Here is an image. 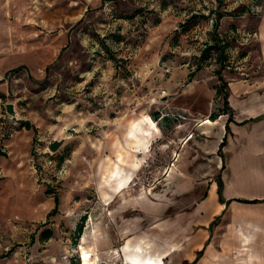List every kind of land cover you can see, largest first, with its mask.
I'll list each match as a JSON object with an SVG mask.
<instances>
[{"label": "crops", "instance_id": "crops-1", "mask_svg": "<svg viewBox=\"0 0 264 264\" xmlns=\"http://www.w3.org/2000/svg\"><path fill=\"white\" fill-rule=\"evenodd\" d=\"M94 1L103 7L102 11L107 17L111 10H115L120 17L131 16L138 10L150 19L146 27L139 16L127 21L129 26L133 25L138 30L140 36L134 38V34L129 32L125 38L128 44H125L122 52L113 55L115 59H124V69L132 74L131 78L137 83L134 91L142 94L134 102L145 107L140 112L128 113L113 120L106 117L105 121L97 118L99 111L89 112L95 107L98 100L95 98L104 96L110 103L112 87L117 84L124 87L130 81L127 78L118 82L113 78L119 69L115 68L111 60L97 63V68H101V78L98 76L99 82L96 84L94 80L90 82L95 69L82 73L72 70L75 74L68 83L57 71L51 73L48 68L52 61L46 57H54L62 49H65L64 52L72 49L77 42L76 35L61 31L53 37L42 38L38 45L25 48L24 58L14 63L1 58L16 48L9 47L7 52L1 50L0 44V99L4 100L5 105L12 104L16 114L14 120L8 119L6 125H9L10 130L3 137L0 125V151L3 150V153L5 150L8 156L0 155V208L7 202V194L15 195L24 189L30 193L33 178L37 181L41 179L39 176H46V173L37 175L33 169V160L37 161L30 155L33 154L31 148L34 136L38 143L47 141L48 147L53 141L64 138L70 129L75 134L80 133L86 141L76 144L80 136H70L72 142H63L60 148H72L66 161L70 165L66 167V173L63 171V176L65 178L69 174L67 179H72L77 174L84 178L83 170L87 169L81 159H87L88 156L94 158L95 164L90 177L85 180V186L93 190L95 198L88 202L85 212L78 207L86 201L75 202L73 215L76 213L78 217L85 215L87 218L77 247L65 240L62 246L51 248V239L39 241V235L34 240L36 245L41 242L46 249L43 251L46 256L42 258L46 264L54 263L47 254H53L55 249L70 254L65 262L56 258V264H81L80 246L89 254L91 264H164L166 259H170L171 264H264V77L246 84L227 82L231 122L228 123V116H220L213 122L204 119L200 125L199 130L205 128L212 131L206 143L199 148L216 150L212 158L214 171L222 184V202L218 199L217 182L214 179L206 182L205 195L199 198L197 194L204 182L196 183L197 192L192 195L191 176L183 171L187 167V156H190L186 148H192V136L188 135L179 147L181 151L174 153L173 163L167 167L161 183L145 190L132 189L130 185L136 180L149 148H159L156 142L161 132L148 110H156L157 100H165L160 93L164 95L174 91L187 77L188 58L193 49L184 44V40L197 29L181 35L179 26L190 13L175 11L172 7L161 11V0H150L152 4L148 6L146 2L135 0ZM173 1L175 6L179 4L178 7H184L186 3V0ZM105 19L100 28H95V24L87 20L98 34L94 40L82 38L83 44L88 43L84 52L91 57L95 50L90 46L96 47L95 42L99 43L103 53L107 50L105 46L119 43L118 39L115 42L111 36L112 25H105L109 19ZM235 21L236 18H222L219 33L228 35L229 26L234 25ZM129 26H120L123 31L119 34L129 31ZM198 31L195 37L198 36L199 41L204 40L205 31ZM256 36L264 70V19L258 26ZM200 72L191 84L195 81V85L208 92V86L199 80ZM89 83L94 86L87 95L90 98L86 103L88 109L84 113L79 112L75 104L80 95L75 93H80ZM60 97L70 101H61ZM184 99H187L185 102L193 103L192 96H185ZM40 100L48 101L50 110ZM175 101L172 97L166 101V105L175 104ZM206 101L208 99L205 97ZM3 111L4 108L0 109V123ZM25 124L28 128L23 127ZM186 126L184 123L180 127L185 129ZM92 127L99 128L95 133L96 138L89 135ZM90 138L94 140V145L92 141L86 144ZM223 139L225 144L221 159L217 156V150ZM98 142L100 146L96 145ZM171 142L160 148H178ZM92 147L103 148L102 159L96 151H88V156L82 155L80 148ZM229 150L233 151L231 155ZM34 152L42 155L38 150ZM59 155L51 154V158L55 160ZM40 182L47 185L46 179ZM161 185L165 187L160 189ZM74 191L71 185L69 191H63L56 198L57 212L61 204L72 200ZM54 208V197H48L44 198L35 212L47 218ZM213 222H216V226L211 225ZM213 227L216 235L211 240ZM23 260L24 264H29L30 259L23 257ZM6 264L20 263L9 261Z\"/></svg>", "mask_w": 264, "mask_h": 264}, {"label": "rangeland", "instance_id": "rangeland-1", "mask_svg": "<svg viewBox=\"0 0 264 264\" xmlns=\"http://www.w3.org/2000/svg\"><path fill=\"white\" fill-rule=\"evenodd\" d=\"M106 1L109 0H105V2ZM140 1L146 2L147 6L152 4L150 0H135V2ZM173 2L175 3V1ZM173 2L169 7H172L175 11L179 10L185 13H189L198 8V10H204L202 12L203 15L206 14L207 11H210V13L214 12L216 15L223 14L226 16L236 11L238 14L237 16L227 17L236 18V21L234 25H232L234 30H228V36L231 39V50L227 53V59L223 63L224 69L221 75L226 82L239 84L251 83L258 78L264 77L259 40L256 36L258 26L264 19V0H186L184 7H178L179 4L175 6ZM253 4L258 6V8L250 12L249 7L251 5L253 6ZM102 10L103 7L98 5L94 0H0L1 50L9 52V47L16 48V50L9 52V54L6 53L5 58L1 59L14 63L24 58L23 54L26 53L25 48H28L30 45H38L42 38L53 37L61 31H64L69 35H76L77 42H75L73 48L68 51L64 52L65 49H62V52L58 55L46 57L48 61H52L50 67L47 68L51 70V73L57 71L65 83L72 81L73 74L76 72H91L95 69V71L93 70V75H91L90 82L94 80L96 84L99 82L98 76L101 78V68H97V63L99 64L105 60L110 61L114 54L116 55L122 52L125 44H128L125 38L129 32L134 34V38L139 37V32L133 25L129 26L126 23L127 21L123 19H119L120 22H118L120 16H117L115 10H111V14L109 13L110 15L107 14L109 17H107ZM142 14H144L143 11ZM201 16L202 15H200L199 18H203ZM105 18L109 19L106 21L105 25H112L110 29H112L113 35L111 36H113L114 41L118 39L119 43L117 45L111 44L107 47L104 45V48L107 50L103 53L99 43L95 42L97 45H95L96 47L93 45L90 46L95 50L91 57L84 52V48L88 46V43L83 44L82 38H93L94 40L95 37L98 36L94 26H96L95 28H100L101 24L105 22ZM88 19L95 25L93 26L90 22L88 23ZM201 24L202 25L196 28L197 30L195 33H192L187 40H184V44L193 49L192 55L188 58V74L195 70L192 66L196 63L200 52L203 50L204 41H199L197 38L198 36L195 37L196 33H199L198 30H206L208 28L205 22H201ZM120 26H129V31H125L126 33L124 32L122 35L119 34L120 31H123ZM221 35L224 36L223 34ZM115 60H117V62L118 60L121 62L124 61L122 58ZM124 63H118L117 67L116 64L114 65L115 68L119 70L116 71L113 78L118 82L127 80L128 78L130 81H125L127 82V86L120 87L121 85H115L117 87H112L113 96H111L112 100L110 103H108L109 101L107 98L104 99V96H101L95 98L98 99L95 107L89 110L90 113L99 111L97 118H99L100 121L103 119L105 121L106 117L113 120L123 117L128 113L140 112L144 109L143 107H145L134 102L135 98L141 97L142 94L140 91H134L137 83L135 84L134 79L131 78L132 74L126 72V70L122 68ZM218 68L219 65L215 61V56L213 53H210L208 60L202 65L199 75V80H202V82L208 86V92L205 89L201 90L199 85H195V81L191 84V82L195 80L197 75L195 74L190 83L186 77L174 91L172 90L170 93H165L164 95H161V93L159 94L163 96L165 100H157V109L148 110L150 115L155 112L160 115L158 128L161 135L156 142L159 148H149L146 159L137 174L136 180L130 185L132 189L139 188L145 190L157 183H161L167 167H170L173 163L174 153L178 154L181 151L179 147L182 145L184 138L188 135L192 136V148H186L190 156H187V167L183 171L191 176L192 184L190 190L192 195H196L197 182H204L200 185V190L198 189L199 192L197 194L199 198L206 194V182L217 178V172L214 171L212 158L216 150L214 148H199L202 144L206 143L207 136L212 133L210 129L205 130L204 128L203 130H199V128L202 121L208 119L209 115L218 114L222 111L227 112L225 108H222L221 96L217 97L214 93L215 87L218 84L214 77V72L217 71ZM72 70H74L75 73H73ZM93 86L92 83H89L80 93H75V95H80L79 101L75 104L79 112L84 113L86 111L85 109H88L86 103H88L90 98H88L87 95L90 94V89ZM185 96H192L193 103L185 102V100H187L184 99ZM209 96H211V99ZM172 97L176 99L175 104L167 106L166 101L170 100ZM205 97L208 99L206 102H204ZM60 100L70 101L68 99L64 100L63 97H60ZM40 101L44 103V107L50 110L51 106H49L48 101ZM52 105L54 106V104ZM167 107H170V109ZM82 117L83 115L81 118ZM161 118L164 119L161 120ZM184 123L187 125L185 129L180 127ZM89 125L90 124H88V126ZM98 131V127H92L89 135L96 138L97 136L95 133ZM70 136H80L77 143L75 141L76 144H82L83 141L84 143L86 141L80 133L75 134L69 129L65 134V140L62 138L65 144L67 142H72V140L69 139ZM42 139L43 138L40 140ZM36 140L37 138L34 136L32 142L33 148H31L33 154L30 155H33L34 159H37V161L33 160L34 163H32V165L38 175L39 168H41L44 157L48 153L49 146H46L47 141L38 143ZM91 141L93 144L94 140H92V138H90L86 144H90ZM168 141H172L170 144L176 145L178 148H160L161 145L168 144ZM100 144L99 142L96 143L97 146H100ZM71 149L72 148L62 147L57 152L62 155L65 151L69 150L64 155L66 158L63 159L62 165L58 168H62L65 173L68 171L66 167L70 165L69 162L67 164L66 161L69 160ZM80 149L83 152L82 155L85 154L87 156L88 151H96L101 159L104 154L103 148L101 147ZM34 150H38L42 155H38ZM2 151L3 150L0 151V155L7 158L6 151L4 150L3 153ZM232 152V150H229L228 153L231 155ZM81 161L87 169L86 171L83 170L84 178L79 177L77 174L72 179H67L69 174H67L65 178L63 176L64 174L55 177L53 173L48 172L46 176H39L41 179L37 181L33 178L30 184L31 194L26 192L25 189L15 195L9 196L5 194V201L7 202L0 208V264H6L9 261L24 264L23 257L25 259H30L28 262L29 264H46L42 259L46 256V253L43 252L46 249L38 240L39 243L37 245L35 244L36 242H34L37 236L45 230L52 231V237L50 238L51 248L58 247L59 245L62 246L65 240L72 242L73 223H77L82 216H85L79 215L78 217V215H75L76 213L73 215L75 202H78V200L81 202L86 201L84 205L80 204L78 207V209L85 212L90 203L89 201L95 198V196L92 195L93 190L88 189V187H86L87 185L85 186V180L90 177L95 164L94 158L88 156L87 159L82 158ZM42 179H46L47 185L40 182ZM24 185H26V182ZM71 185L75 188L72 200L70 199L67 203L61 204L60 207H58V212L54 216L51 218H44L38 211L37 213L35 212L44 198H59L60 195L64 193L63 191H69ZM163 187L165 186H159L160 189ZM22 211L26 212V214L24 215ZM14 212H22V214L14 216L12 215ZM28 214L30 217L27 216ZM214 227L211 233V240H214V236L216 235ZM47 256L51 258V262H54L51 264H56V258L65 262L70 254L64 253L62 249H55L53 254L48 253ZM164 264H171L170 259L164 260Z\"/></svg>", "mask_w": 264, "mask_h": 264}, {"label": "trees", "instance_id": "trees-1", "mask_svg": "<svg viewBox=\"0 0 264 264\" xmlns=\"http://www.w3.org/2000/svg\"><path fill=\"white\" fill-rule=\"evenodd\" d=\"M178 1V0H176ZM188 1V0H187ZM216 1V0H215ZM173 0H161L160 4H159V10H163L166 9L167 7H169L170 5H172ZM174 4V2H173ZM258 8V6L251 5L249 7V11H255ZM204 10H193L190 13V15L188 16V18L179 26L180 28V34L181 35H185V34H189L192 31H194L197 27H199L201 24V22H205V24H207L209 21H212V24L210 26V29H208L207 32H205V39L203 40V50L202 52H200V55L198 57V59L196 60V63L192 66L195 68L194 71H192L191 73L188 74L187 76V80L188 82H190L193 78V76H195V74L199 73L201 71L202 65L208 60L210 53H213V55L215 56V61L216 63H218L219 68L217 71L214 72V77L216 79V82L218 83L217 86L215 87L214 93L217 97L221 96L222 98V108H225L227 112L222 111L221 113L218 114H211L208 116V120L210 122H213L215 120L218 119V117L220 116H228V123L231 122V109L229 108L228 105V98H229V92H228V85L227 82L223 79L221 73L224 69L223 63L226 61L227 59V53L229 50H231V39L229 38L228 35H224L222 36L219 33V22L222 18L225 17H232V16H237V12L233 11L232 14L229 15H223V14H215L214 12L210 13V11H207L206 14L203 15ZM200 15H202L201 17L203 18H199ZM206 15V16H205ZM143 17V18H147L146 14H142V11H136L134 12L131 16H127V17H119L118 19H123L125 21H131L133 20L135 17ZM142 18V19H143ZM201 20V21H198ZM203 20V21H202ZM229 30H234V27L231 25L229 26ZM140 36V34H139ZM176 38V37H174ZM111 61L114 62V64H116V67L118 66V63L122 64L123 62H121L120 60H115V58L112 56V58L110 59ZM122 68L124 69V66H122ZM151 119L157 123L158 126V122L160 119V115L159 113L155 112L153 114L150 115ZM164 118H161V120ZM254 120H251L250 122H253ZM28 128V125L25 124V126ZM225 132L227 133V128L225 127ZM225 141L224 139L222 140L221 144L219 145V148L217 150V156L220 157L222 159V147L224 146ZM69 151V150H68ZM65 151L62 155H59L55 158V161L57 160L56 166L57 168H60V166L62 165V161L64 158V155L68 152ZM217 182V196L220 202H222V198H221V189H222V184L219 178V175H217V178L215 179ZM49 193V192H48ZM52 194V193H49ZM238 202H242V203H247V204H256L259 203V201H238ZM264 202V201H263ZM54 204H55V208L53 210H51L49 212V214L47 215V217H52L57 213V204L58 201L56 198H54ZM86 222V216H82L80 218V220L75 224L74 230H73V234H72V242L71 245L73 247H77L78 245V241L79 238L81 236L82 230L84 228V224ZM216 222H213V224H211L212 226L215 225ZM52 237V231L51 230H45L43 232H41L39 234V241H47Z\"/></svg>", "mask_w": 264, "mask_h": 264}, {"label": "built area", "instance_id": "built-area-1", "mask_svg": "<svg viewBox=\"0 0 264 264\" xmlns=\"http://www.w3.org/2000/svg\"><path fill=\"white\" fill-rule=\"evenodd\" d=\"M142 18L143 17H141L140 19H142ZM142 20H143L145 27H146V25L149 24L150 19L149 18H143ZM211 24H212V21H209L207 23L208 28L206 30L202 29V31L207 32L208 29H210ZM4 106H5L4 100L0 99V109L3 110ZM7 122H8V119L5 116L4 111H3L2 117H1V123H0V125H1V136L2 137L5 134H7L8 131L10 130L9 125H6ZM45 156H47V157L44 158L42 166H41V168H39V172H38L39 175H42L45 173L47 174L48 172H50V173H53V175L56 177V176H59V175L64 173L62 168L61 169L57 168L56 161L51 158V154L49 152Z\"/></svg>", "mask_w": 264, "mask_h": 264}, {"label": "water", "instance_id": "water-1", "mask_svg": "<svg viewBox=\"0 0 264 264\" xmlns=\"http://www.w3.org/2000/svg\"><path fill=\"white\" fill-rule=\"evenodd\" d=\"M4 114L9 120H14L16 118V114L14 112V107L12 104H6L4 106ZM62 144H63V139L59 141H53L48 147V152L50 154H56L59 151Z\"/></svg>", "mask_w": 264, "mask_h": 264}, {"label": "bare ground", "instance_id": "bare-ground-1", "mask_svg": "<svg viewBox=\"0 0 264 264\" xmlns=\"http://www.w3.org/2000/svg\"><path fill=\"white\" fill-rule=\"evenodd\" d=\"M148 125V123H147ZM104 212V211H103ZM104 217V216H103ZM83 243V239L81 241ZM79 248V252H80V255H81V264H91L90 263V256L89 254L80 246L78 247ZM78 251V250H77ZM76 251V252H77ZM96 257V256H95Z\"/></svg>", "mask_w": 264, "mask_h": 264}]
</instances>
